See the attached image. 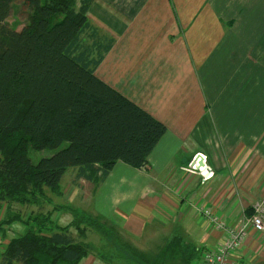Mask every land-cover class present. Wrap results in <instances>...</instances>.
I'll return each mask as SVG.
<instances>
[{"label":"trees","instance_id":"1","mask_svg":"<svg viewBox=\"0 0 264 264\" xmlns=\"http://www.w3.org/2000/svg\"><path fill=\"white\" fill-rule=\"evenodd\" d=\"M18 1L27 9L20 30L5 23ZM94 1L0 0V264H79L91 247L76 241L71 229L79 237L98 230L117 254L119 249L128 255L122 258L128 264H152L120 241L113 226L108 234L109 223L71 206L26 218L10 210L14 204L48 203L45 190L61 197L63 176L71 168L74 186L101 185L117 163L148 169V157L166 131L96 75L113 40L100 36L87 18ZM63 143L67 146L34 165L28 159L29 149ZM61 211L72 218L63 226L53 218ZM17 223L24 232L7 240ZM170 243L177 245L174 239ZM183 247L176 253L183 264L198 260L195 248Z\"/></svg>","mask_w":264,"mask_h":264},{"label":"crops","instance_id":"2","mask_svg":"<svg viewBox=\"0 0 264 264\" xmlns=\"http://www.w3.org/2000/svg\"><path fill=\"white\" fill-rule=\"evenodd\" d=\"M114 1L118 4L121 0ZM135 2L141 3L138 7L142 6L134 17L142 18L136 20L132 27L137 25V21L147 20V34H155L146 37L140 28L139 51L148 49L146 55L139 58L143 57L142 63L148 69L144 74L148 77L149 68L155 67L157 61L156 67L164 72L161 76L167 77L163 82L151 79L155 83H149L147 92L157 89V97L148 95L145 99L143 94L127 93V88L115 82L125 75L120 76L123 65L128 66L125 55L122 56L121 42L113 43L96 75L164 124L166 131L148 157V169L117 163L105 181L91 193L90 200L94 199L100 187L105 190L103 201L107 203V212L111 218L118 220L119 235L116 237L127 244L141 238L148 225L173 227V224H168L174 221L170 213L178 212L182 233L189 238L187 244L200 253L205 248L215 247L222 238V234L213 229L205 212L218 216L226 226L234 225L241 211L250 210L251 203L258 197L252 199L245 193L251 190V186L264 183V178L260 180L263 172L254 181H250L252 175L247 176L249 180L243 177L255 166L251 165L243 172L240 169L235 171L231 166L240 148L259 149L255 140L264 124V104L261 98L260 101L257 96L255 100L253 98L256 93L262 97V88L264 93V85L261 86L264 84V71L259 67L253 71L255 64L251 62L253 52H256L259 62L264 61V27L252 26L253 20L264 21V0ZM122 6L118 5L119 12ZM130 9L126 6L123 11ZM241 20H247L249 25H238ZM151 24L154 26L151 27ZM127 34H124L122 42L129 41L128 36L132 32ZM256 35H261L259 42H253ZM225 43L230 52L235 51L233 61L217 57L221 51L218 47ZM214 50V58L206 62L209 53ZM148 55L150 58H146ZM131 65V70L142 67L139 62H132ZM105 66L112 68L111 76L105 72ZM227 67L229 71L222 74ZM188 72L192 75H186ZM186 82L194 85L195 91L199 92L194 98L198 97L190 106L182 108L183 111L175 112L180 103L187 101ZM123 84L128 85V81ZM160 84L162 91L158 89ZM140 87L141 82L137 88ZM176 87L182 90L183 95L175 90ZM170 97L175 98L171 103ZM226 120L236 133L233 137V134H222V131H228L224 123ZM238 138L247 144L236 143ZM212 147H222L225 158L222 155L217 157ZM211 152H214L213 156ZM197 154L205 156V165L213 172V177L204 183L200 181V172L187 170ZM261 165L263 171L264 161ZM235 180L238 182L235 183ZM261 191L258 198L264 196V188ZM191 235L197 238L201 247L189 244ZM194 236L193 239H196ZM255 247L249 236L238 251L240 261L248 259L246 255Z\"/></svg>","mask_w":264,"mask_h":264},{"label":"rangeland","instance_id":"3","mask_svg":"<svg viewBox=\"0 0 264 264\" xmlns=\"http://www.w3.org/2000/svg\"><path fill=\"white\" fill-rule=\"evenodd\" d=\"M141 4V3H139ZM138 2H135V0H132V2L129 3V0H121L118 4H115L114 0H96L92 5H91V11H88L87 18L90 21L91 24H93L97 30L99 31V34L102 35L103 37H106L108 39L113 40L114 44L117 42H121L122 50H124L123 55H125V60L128 63V66L125 64L123 65V70H121V75L122 77L117 78L115 82H120L121 86L123 88H127L125 91L127 93H131L133 95L136 94H143L145 99H147L148 95L154 96L155 98L157 97L156 95V90H150L147 92V88L149 83L154 84L155 82L162 81L167 78L166 75L163 77L161 74L164 72L159 70L156 66L158 65V62L156 61L155 67H150L149 71L150 74L148 77L145 76V71H148L147 67L143 65L142 59H139L141 55H146L148 52V49H143V51H139V44H138V39L139 36L142 34V29L146 35V37L155 35V34H147V20H141L136 22V26L132 27L133 23L138 20L139 18L142 17H134L136 12L139 11L140 7H138ZM144 4V2H143ZM118 5H123L121 8V11H118ZM126 6H130L132 9L127 11H123ZM135 10V11H134ZM134 11L133 16L131 18V13ZM26 17H27V9L21 4L20 1L16 3V6L13 7V12H10L9 16L7 17L5 23L9 27H14L16 30H20L24 24L26 23ZM134 18V21H133ZM153 23H155V19L153 20ZM238 25L241 26H248L249 23H247V20H241ZM154 25L151 24V27ZM252 26L259 28L261 26L264 27V21L263 20H253ZM142 28V29H140ZM153 30V29H152ZM263 30V29H262ZM128 32H132L128 36L129 41L127 43L122 42L124 34ZM264 32V31H263ZM127 34V35H128ZM259 36L261 35H256L253 36L255 40L253 42H259ZM175 42V41H174ZM263 43V42H262ZM222 45V44H221ZM219 46L217 44L216 47L220 48L221 51L218 53V58L222 57L225 61H233L234 53L235 51L230 52L226 43L222 46ZM186 52H191L190 50H186ZM260 52V51H259ZM216 50L212 51L209 53V56L206 60V62L211 61L214 56H215ZM264 54V52H262ZM247 55V54H246ZM189 56V55H188ZM146 58H150L149 55ZM244 59H247L246 57L243 56ZM139 59V60H138ZM132 62H136V64L139 62L142 67L139 68H132ZM252 64H255V67L253 68L254 70H258V67L261 68L264 71V61L259 62L258 56H256V52L252 53ZM124 64V61L122 62ZM260 65V66H259ZM129 67V68H128ZM166 68V67H165ZM128 70V71H127ZM229 71V68H225L221 73L226 74ZM105 72L111 76L112 73V68L105 66ZM186 75L191 76L192 74L188 72ZM110 76H108L110 78ZM118 76V75H117ZM116 78V77H115ZM155 78V82H152L151 79ZM124 81H128V85H124ZM141 82V87H138V83ZM186 89H187V94L188 97L186 98V102H182L179 104L178 109L176 111H183L182 108H186L191 105L194 98L199 92L195 91L194 85L190 84L188 82ZM175 84V82H173ZM264 84H261L263 87ZM143 86V87H142ZM160 87L162 86L161 84L159 85ZM151 87V86H150ZM178 87V86H177ZM175 88L178 89L181 95H183V92L180 88ZM137 88V89H135ZM154 88V85H153ZM160 91H162V87L158 88ZM255 92V91H254ZM256 93V92H255ZM171 94V93H169ZM257 96V99L264 104V93H263V88H262V97L259 95H254L253 98L255 100ZM170 99V103L175 99V98H168ZM183 99V98H182ZM166 100V99H164ZM141 108V107H140ZM171 108V107H170ZM144 110V109H143ZM145 111V110H144ZM264 111V106L262 105V112ZM147 112V111H146ZM153 117V116H152ZM227 130L228 131H222V134L227 135H232L233 137L236 133L232 131V125L227 122V120L224 122ZM263 126L261 129V133L259 137L255 140V143H257V146L259 149L253 150H247L248 148H240L238 152L235 154L233 157V162L231 166H234L233 169L237 171L238 169L243 171H246L248 168L254 167V169L251 171H248L245 176V179L249 180L247 177L248 175H252L250 181H254L257 175L260 172H263L260 180L262 181L264 178V170L263 166L261 163L264 161V124L261 125ZM243 143L247 144L246 142H242L239 138L236 140V143ZM254 142V141H253ZM262 144V147H260ZM67 146V143L61 144L57 148H52V149H44V150H28V159L29 161L34 165L37 163L40 159L42 158H47L52 155H54L56 152L59 150L63 149L64 147ZM232 147V146H230ZM213 150L215 151L216 156L222 155L225 158V151H223L222 147H212ZM229 148V147H227ZM211 155H214V152H211ZM251 156V157H250ZM263 156V157H262ZM205 157V156H204ZM208 157V156H206ZM206 160V158H205ZM252 160V161H251ZM251 161V162H250ZM250 162V163H249ZM256 162V163H255ZM206 163V161H205ZM205 165V164H204ZM206 166V165H205ZM207 167V166H206ZM211 173V178L213 177V172L212 170L208 167ZM189 172L192 169L190 166L187 169ZM117 171V170H115ZM114 171V173H115ZM196 171V170H195ZM202 172V173H201ZM199 176H200V181L202 183L206 182L209 180L206 179L204 180L203 175L205 172L201 171ZM209 173V174H210ZM75 176V171L71 168L67 170L65 175L63 176L62 182H61V189L63 191L61 197H57L54 194L50 193L48 190H45L46 195L48 196L49 200L48 203L45 202L41 205L38 204H25V205H18L14 204L12 205V208L10 209L11 212H15L22 215V218H26L28 214H37V213H44L46 211L52 210L54 207H58V205L62 206H71L74 209H76L79 213V211H83L85 213H88L89 215L92 216V218L98 220V222L104 223V225L109 223L106 229H108L107 233L110 234V226H113L115 230L113 232L116 235H119V227H118V220L115 218L110 217V213L107 212V203L103 201L104 198V193L105 190L100 187L98 190L97 194L94 195V199L92 201L90 200L91 198V193L94 191L96 187L91 183H88L86 181H79L77 186H74L75 184L73 183V179ZM236 177V175H235ZM210 178V179H211ZM238 180H235V183H237ZM83 183V185H81ZM231 183L233 184L232 180ZM235 185V184H234ZM239 185V184H237ZM264 188V183L260 185L257 183L256 185L251 186V190L248 191L249 196L252 199H255L257 196L259 197V194L262 192L261 190ZM81 189H83L81 191ZM101 190H103L101 192ZM101 192V193H100ZM255 199L251 203V207L255 206V204H258L260 202L264 203V196ZM88 201V202H87ZM208 214V221L211 223L213 229L214 228V222L217 221H222L218 216L211 214L209 211H206ZM252 212L249 213V215ZM103 215L106 218H102L99 215ZM180 214L178 212H172L170 213V217L172 218V223L168 224H173V227H166L163 228L161 226H155V225H148L141 238L137 239L136 241H130L131 243L129 244L130 246L134 245L138 247V250H140L145 257L152 263V264H183L182 258L176 253L180 251L182 253L183 246H185L189 242V238L187 236L184 237V234L182 233V228H181V223H180ZM53 218L55 222L58 225H66L69 222H71V217L69 216L68 213L65 212H60V213H54ZM177 220V221H175ZM101 224V225H102ZM25 230V227L23 224L17 223L14 224L13 226L10 227L7 235V240H9L12 237H16L21 235ZM241 232L248 233V227L241 226L240 227ZM118 232V233H117ZM250 234L249 236L251 237V241L256 244V247L251 251L250 254H247L246 256H249L248 259L244 258L242 261H240V264H264V237H259V235L249 231ZM71 234L73 237L76 238V241L80 242H85L89 244L91 247L90 253L88 256H86L79 264H100L101 260L99 258V254L104 256L105 260L104 263L101 262V264H128L126 261L122 260L123 256L125 258L128 257V255H122L121 251L118 249L119 253L117 254L116 251L114 250V245L107 243V240L105 239L107 235L102 234L98 230H89L86 236L79 237L76 233L75 230L71 229ZM181 236V237H179ZM194 235L190 236V245L201 247V244H199L197 238L193 239ZM119 237V236H118ZM224 237L221 238L222 241H226V239L223 240ZM249 238V237H248ZM247 238V240H248ZM174 239V241H177V245L171 244L170 242ZM115 240V239H112ZM246 240V241H247ZM129 241V240H128ZM244 242V244L246 243ZM111 242V240H110ZM133 242V244H132ZM132 244V245H131ZM171 244L172 246H168L166 249V246ZM243 244V245H244ZM135 248V247H134ZM113 252H112V250ZM1 251V249H0ZM258 251V252H257ZM261 252L260 254H258ZM263 256V257H262ZM156 262V263H155Z\"/></svg>","mask_w":264,"mask_h":264},{"label":"built area","instance_id":"4","mask_svg":"<svg viewBox=\"0 0 264 264\" xmlns=\"http://www.w3.org/2000/svg\"><path fill=\"white\" fill-rule=\"evenodd\" d=\"M203 159L205 164L204 156ZM203 166L199 167L197 163L193 162L190 164L192 169L198 172H205L202 174L204 180L210 179L212 176L210 170L205 165ZM250 210L252 212L250 215L242 210L238 222L231 226H226L224 221L216 220L214 228L222 234L223 240L226 239V241L221 240L215 247L203 249L198 260L193 261L192 264H240L238 251L241 250L244 242L249 237V231L264 237V203L255 204ZM205 215L208 216L206 212ZM241 226L248 227V233H242L240 230Z\"/></svg>","mask_w":264,"mask_h":264},{"label":"water","instance_id":"5","mask_svg":"<svg viewBox=\"0 0 264 264\" xmlns=\"http://www.w3.org/2000/svg\"><path fill=\"white\" fill-rule=\"evenodd\" d=\"M193 163H197V165L199 167H204V159H203V156L201 154H197Z\"/></svg>","mask_w":264,"mask_h":264}]
</instances>
